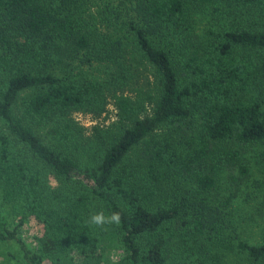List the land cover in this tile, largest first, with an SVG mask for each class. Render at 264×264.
<instances>
[{"label": "trees", "instance_id": "trees-1", "mask_svg": "<svg viewBox=\"0 0 264 264\" xmlns=\"http://www.w3.org/2000/svg\"><path fill=\"white\" fill-rule=\"evenodd\" d=\"M107 103L85 151L70 115ZM251 148L264 166V0H0V240L25 264H264Z\"/></svg>", "mask_w": 264, "mask_h": 264}, {"label": "rangeland", "instance_id": "rangeland-1", "mask_svg": "<svg viewBox=\"0 0 264 264\" xmlns=\"http://www.w3.org/2000/svg\"><path fill=\"white\" fill-rule=\"evenodd\" d=\"M107 110L102 112L99 116L92 117L88 113H82L79 111H75L71 113V119L74 121V125L81 130V133H83V137L80 138V147L85 149V151H88V139H86V136L91 134L92 126L94 124H97L98 127L101 129V134L106 136L108 133H113L116 131L117 128V121H116V115L115 110L111 103H107L106 105ZM42 130H45V128H40L39 133L41 134L42 138L44 140H47V136L43 134ZM76 151V150H74ZM74 156L76 155V158L78 161L87 160V155L84 153L83 150H77L76 152H73ZM246 159L248 161V166L250 169V175L249 179L252 180V178H260V176L264 175V166H262L260 163H257L256 158V148H251L246 151L245 153ZM49 182L53 185L56 184V180L53 177H49ZM3 205L0 206V212L4 213L3 211L5 209ZM9 208V207H8ZM15 213V212H14ZM251 215L254 217H258L255 213H251ZM16 219V216L13 214V212L7 217V221L9 223H14ZM262 228L259 229L258 225H248L249 231H264V221L262 222ZM37 228V224L33 221V219H27L25 223H22L17 230L18 236L24 241L27 247L30 249L32 248V239H31V233L35 231ZM242 231H248L245 227ZM21 254L18 245L10 239H3L0 240V264H25L23 260L21 259Z\"/></svg>", "mask_w": 264, "mask_h": 264}, {"label": "clouds", "instance_id": "clouds-1", "mask_svg": "<svg viewBox=\"0 0 264 264\" xmlns=\"http://www.w3.org/2000/svg\"><path fill=\"white\" fill-rule=\"evenodd\" d=\"M87 222L100 228H103L105 225H118L121 222V214L113 211L106 215L103 211H96L89 215ZM113 264H115V260H113Z\"/></svg>", "mask_w": 264, "mask_h": 264}]
</instances>
